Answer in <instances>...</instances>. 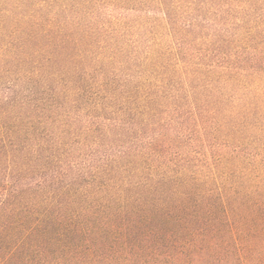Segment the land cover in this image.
<instances>
[{
    "label": "trees",
    "instance_id": "1",
    "mask_svg": "<svg viewBox=\"0 0 264 264\" xmlns=\"http://www.w3.org/2000/svg\"><path fill=\"white\" fill-rule=\"evenodd\" d=\"M0 264H264V0H0Z\"/></svg>",
    "mask_w": 264,
    "mask_h": 264
},
{
    "label": "rangeland",
    "instance_id": "2",
    "mask_svg": "<svg viewBox=\"0 0 264 264\" xmlns=\"http://www.w3.org/2000/svg\"><path fill=\"white\" fill-rule=\"evenodd\" d=\"M167 226H168V227H172V225H171V224H169V223H168V225H167ZM177 227L179 228V226H177Z\"/></svg>",
    "mask_w": 264,
    "mask_h": 264
}]
</instances>
